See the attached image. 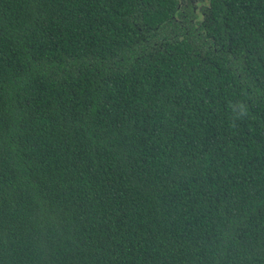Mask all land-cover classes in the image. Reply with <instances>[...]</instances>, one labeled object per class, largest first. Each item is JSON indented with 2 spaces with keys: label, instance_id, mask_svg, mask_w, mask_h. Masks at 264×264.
Returning <instances> with one entry per match:
<instances>
[{
  "label": "trees",
  "instance_id": "obj_1",
  "mask_svg": "<svg viewBox=\"0 0 264 264\" xmlns=\"http://www.w3.org/2000/svg\"><path fill=\"white\" fill-rule=\"evenodd\" d=\"M0 264H264V0H0Z\"/></svg>",
  "mask_w": 264,
  "mask_h": 264
}]
</instances>
